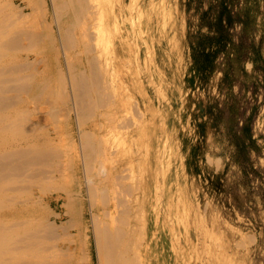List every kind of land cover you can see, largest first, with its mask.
<instances>
[{
    "label": "bare ground",
    "instance_id": "bare-ground-1",
    "mask_svg": "<svg viewBox=\"0 0 264 264\" xmlns=\"http://www.w3.org/2000/svg\"><path fill=\"white\" fill-rule=\"evenodd\" d=\"M93 1L0 0V264H93L92 240L97 264H145L135 170L164 153L129 83L125 0L106 59Z\"/></svg>",
    "mask_w": 264,
    "mask_h": 264
},
{
    "label": "rangeland",
    "instance_id": "rangeland-1",
    "mask_svg": "<svg viewBox=\"0 0 264 264\" xmlns=\"http://www.w3.org/2000/svg\"><path fill=\"white\" fill-rule=\"evenodd\" d=\"M114 2L93 1L113 35L110 45L106 35L98 39L109 51L104 59L120 44L121 0ZM221 2L231 23L222 15L220 32ZM124 4L145 144L157 129L164 153L156 173L149 165L135 170L148 185L139 206L145 237L138 231L145 264H264V0ZM203 50L212 55L211 73L197 70Z\"/></svg>",
    "mask_w": 264,
    "mask_h": 264
},
{
    "label": "trees",
    "instance_id": "trees-1",
    "mask_svg": "<svg viewBox=\"0 0 264 264\" xmlns=\"http://www.w3.org/2000/svg\"><path fill=\"white\" fill-rule=\"evenodd\" d=\"M221 7H222V12H221V15L218 18V22H217L218 23L217 25H218L220 32L223 31L222 30V24H221L222 15H226L227 22L231 21V17L228 14V9H227V7L224 6L223 2H221ZM220 34H221L220 38H223V36H222L223 34L222 33H220ZM200 53H201L200 59L195 60L197 70L200 72H203V74L213 72L215 65H214V61H213L212 57H210V56H212L211 53L206 52L204 50ZM246 129H247V127L244 128V130H246ZM249 139L250 140L252 139L251 136H249Z\"/></svg>",
    "mask_w": 264,
    "mask_h": 264
}]
</instances>
